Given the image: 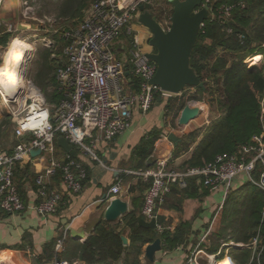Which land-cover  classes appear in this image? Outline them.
Wrapping results in <instances>:
<instances>
[{
    "label": "built area",
    "instance_id": "obj_1",
    "mask_svg": "<svg viewBox=\"0 0 264 264\" xmlns=\"http://www.w3.org/2000/svg\"><path fill=\"white\" fill-rule=\"evenodd\" d=\"M148 2L93 0L82 19L63 33L64 59L55 74L62 99L57 105L47 104L37 88L28 87L34 89L35 94L29 90L26 101L11 112L18 141L11 152L0 150L2 211L16 214L25 209L14 175L16 165L30 157L32 151L47 154V164L35 178L38 187L36 211L45 216L54 213L62 200L60 191L49 187L47 178L59 171L63 185L70 192L79 193L88 176L87 170L70 155H64L63 159L56 157L57 137L63 136L69 144L76 145L102 165L97 141H110L124 133L131 126L134 110L145 114L158 97L167 101L177 95L151 83L157 64L147 56L149 51L143 49L137 32L131 26L139 6ZM205 6L209 11L207 20L225 24L232 19L234 8H245L246 3L202 0L197 9ZM204 27L205 21L200 24V32H204ZM230 32L228 28L227 33ZM239 38L243 39V35L239 34ZM0 98L5 104L14 103L3 99L1 93ZM259 119L261 131L253 134L249 142L234 153H217L203 165L185 168L175 167L167 158H158L152 167L135 171L146 182L141 207L144 218L147 221L154 219L160 231L163 226L158 223V207L173 188L185 189L191 179L198 188L209 192L221 189L222 201L205 232L204 241L213 227L218 209L233 191L235 180L239 181L237 188L250 183L264 193V92L260 99ZM131 172L125 171L126 174ZM120 192L121 180L118 179L110 187L106 199L110 201ZM66 239V231H63L57 238L55 254L64 249ZM51 264L69 263L55 257ZM188 264H196V261L190 259Z\"/></svg>",
    "mask_w": 264,
    "mask_h": 264
},
{
    "label": "crops",
    "instance_id": "obj_2",
    "mask_svg": "<svg viewBox=\"0 0 264 264\" xmlns=\"http://www.w3.org/2000/svg\"><path fill=\"white\" fill-rule=\"evenodd\" d=\"M19 6L20 0H0V25L9 22L11 20L10 15L15 14ZM151 13L158 19L153 8H151ZM140 14L141 12L139 10L131 21V26L137 32L139 41L143 47L144 45L139 33L148 37V39L150 33L138 22ZM7 29H4L3 32L8 31ZM261 47H264V43L261 44ZM143 49L149 52L152 51L148 47H143ZM260 55L262 56V54ZM28 59L15 62L16 64L13 69H1L0 74L7 73L13 76L24 77V67ZM8 92L10 93L11 91L9 90ZM179 95L177 94L175 96ZM166 102V100L156 101L152 108L145 114L134 110L131 126L124 133L114 137L110 141H97V153L103 161L102 165L92 160L89 155L83 153L76 145L70 144L71 150L66 152L56 142V157L63 159L64 155H70L73 159L81 163L87 170L88 176L83 182L82 190L79 193H72L63 185L59 171L46 179L49 187L59 190L62 195L60 205L52 214L43 216L36 211L38 187L35 178L46 166L47 154H31L21 164L16 165L15 182L25 204V209L16 214L5 213L0 209V260H4L6 264H42L51 263L55 257L57 259L61 255L63 257L69 249L71 238L78 239L83 243L92 235L94 228L93 222L101 217L106 221L103 216V211L109 202L106 196L110 187L118 179L121 180V192L118 197L128 202V213L131 210H135L139 225L138 216L144 218L141 214V207L146 182L135 171L143 170L147 166L148 168L152 167L158 158H167L175 166L181 168L183 162L191 155L198 143H194L193 147H189L186 151H181L179 154L173 155V150H175L176 145L167 138V135L171 132H167L166 136L164 135L165 132H163L166 127H169L165 121L166 111L168 110L170 112L171 110L167 107L168 104ZM10 119V125L13 122V126H10V130H6L5 133L1 132L0 150L11 152L18 138L14 135L15 120ZM177 125L180 129L183 127L179 126L178 123ZM152 130H156L159 133L158 138L154 143L151 153L144 160V165H142V162L140 163V160L135 157L134 151L141 139ZM175 135L181 141L183 140V134ZM149 159L151 160L148 162ZM125 171L132 172L126 174ZM238 182L235 180L232 183L233 186H236ZM195 187L198 188V185L195 184ZM205 190L207 193L203 194ZM222 195L221 189L209 192L205 188H198L195 196H188L186 193L181 192L169 193L164 203L158 207V223L163 228L160 231L157 228L153 230L160 234L165 229H168V226V230L171 232L178 228L179 232L183 234L184 240L181 244L173 248H165L161 241L162 249L155 253L153 262H149L145 258L144 249L152 241L146 242L141 248V253L137 256V264H188L190 259H194L196 264H229V261L233 263L231 257L228 255L227 246H230V244L232 246H241L242 243L228 239L226 241L227 245H224V242H222L218 250L209 252L208 249L211 247V241L208 244L206 237L202 241L213 215L222 201ZM136 196H140V198L133 204L132 198ZM125 216L126 214L114 222L106 221L111 228H114L120 234L119 238L124 247L122 256L118 260L113 261V264H123L125 256L134 251V246L131 242V233L125 228ZM63 231H66L67 234L64 249L58 254H55L57 238ZM121 237L125 238V243H123ZM62 260L67 261L69 264H87L81 258L71 262L65 259ZM89 262L90 264H101V259L97 257V259H89Z\"/></svg>",
    "mask_w": 264,
    "mask_h": 264
},
{
    "label": "trees",
    "instance_id": "obj_3",
    "mask_svg": "<svg viewBox=\"0 0 264 264\" xmlns=\"http://www.w3.org/2000/svg\"><path fill=\"white\" fill-rule=\"evenodd\" d=\"M85 1L80 0L83 3ZM238 1H244L246 7L236 6L229 22L220 24L215 20L205 21L204 32L199 33L197 43L192 50L190 66L197 76L203 82L206 72L210 80H214L219 86L222 114L213 121L181 168L203 165L212 160L217 153H234L238 147L249 142L253 134L261 131L259 107L264 92V72L263 68L258 65L247 67L244 61L246 58L260 53L258 49L262 48L261 44L264 43V0H229L231 3ZM228 28L231 29L230 33H227ZM239 34L243 35V39L239 38ZM7 37L6 33L0 34L1 45H5ZM229 54L232 57L230 63L227 59ZM212 56L215 57L214 60H211ZM47 57L45 65L40 71L42 74L36 83L50 85L52 91L48 93L46 102L57 105L63 96L58 89L55 75L51 76L54 69ZM52 60L54 59H50L51 62ZM246 62L256 63L250 58ZM203 84V88H197L205 89L206 82L204 81ZM183 107L184 105L180 110ZM8 119H10L9 116ZM158 134L156 130L149 131L135 148V157L140 160V163L142 162V165L151 153ZM188 148L189 146L186 147L182 140L176 145L174 155L186 151ZM194 183V179H191L187 188H173L170 193L181 192L188 196H195L198 188ZM233 190L240 194L244 193L242 195L244 202H241L243 210L232 207L231 205L236 200H233L234 197L230 195L227 196L223 203L226 209L223 212L225 215L222 217V222L226 225L222 232L232 228L229 239L244 245L229 247L228 255L234 264H264V193L250 183H244L238 188L234 186ZM206 193L205 190L203 194ZM139 198L140 196L133 197V204ZM124 222L125 228L131 233L134 251L125 256L123 264H137V256L141 253L143 244L153 241L158 236L165 248H173L184 240L183 234L179 232L178 228L172 232L165 229L159 234L153 229L140 227L137 223L135 210L126 214ZM93 226L92 235L83 243L78 239L71 238L69 249L63 257L61 255L58 259L71 262L81 258L87 264H90L89 259H97V257L101 259V264H113V261L118 260L122 256L124 248L119 238L120 234L111 228L102 217L93 222ZM222 232L216 233L215 240L211 241V247L208 249L209 252L218 250L222 244L220 241L224 238ZM252 238L260 240L257 250L253 249L251 243L249 244ZM229 264L232 263L229 261Z\"/></svg>",
    "mask_w": 264,
    "mask_h": 264
},
{
    "label": "rangeland",
    "instance_id": "obj_4",
    "mask_svg": "<svg viewBox=\"0 0 264 264\" xmlns=\"http://www.w3.org/2000/svg\"><path fill=\"white\" fill-rule=\"evenodd\" d=\"M92 1L93 0H86L84 3H81L80 0H20V6L17 9V12L10 15L11 20L6 24L2 23L0 25V33L8 28V31L3 32V34H8L6 43L5 45L0 46V70L13 69L16 64L15 62L29 58L24 67V77L13 76L7 73L0 74V93L3 97L6 98V91L10 90L13 81L24 79L26 87L24 88V85L23 88L27 90V92L23 94L24 97L20 99L19 103L5 104L0 98V126H2V128H0V135L1 132L5 133L6 130H10V126H13L12 121V124L10 125L9 120L11 119H8V116L13 119L11 112L21 107L23 102L26 101L25 99L29 97L30 92L27 87L33 88L34 86L39 90L45 101L47 100L48 93L52 91L50 85L46 83L45 85L43 83H36L39 80V76L42 74L40 71L43 69V65H45V58L48 55L47 60L53 65L54 69L51 76L53 74L55 75L56 66L64 59L62 53L64 40L62 35L68 28L73 27L80 21L84 10L90 6ZM148 1L151 8L155 10V14L158 16L157 21L160 25L163 28L169 27L172 5L166 0ZM139 35L144 47L154 50V48L148 44V37L141 33H139ZM258 51L262 54V58L259 59L258 62L255 61L256 63L254 64L248 63L246 62L247 59H245L244 62L247 67L258 65L263 68L262 70L264 72V47L258 49ZM220 53L219 55H222ZM214 58L215 57L211 58V60H214ZM50 59L54 60L51 62ZM227 59L228 63H230L232 60L230 54ZM250 59H252V57H250ZM204 78V81L206 82L205 89L188 86L182 94L180 93L179 96L169 98L166 102V104H168L167 107L171 110L169 113H166L165 121L169 127L164 129V135L166 136L167 132H172L178 135L183 134L184 145H186V147H193L194 143H197L204 133H206L213 121L219 118L222 114L219 102V86L214 80H210L208 75H206V72ZM182 105L200 107L201 113L194 120L190 121L180 129L178 128L177 123ZM174 151L175 150H173V155ZM171 164L174 165L173 163ZM235 190L237 191V189ZM233 191L229 195L234 197L233 200L235 199L236 202L231 206L242 209L241 202H244L242 199L244 193L241 192L242 194H240ZM225 209L226 207L224 206H222L221 209H218V215L214 221L213 227L208 233L209 235L207 234L206 242L208 244L210 241L213 242L215 240L216 233L219 231L222 232V229L226 225L222 222V217L225 215L223 213ZM231 233L232 228L223 231L222 234L224 238L220 240L221 243L222 241H225L224 245H227L226 241H228ZM250 243L252 244L253 249L257 250V245L260 243V240L252 238L249 241V244ZM243 245L244 244L242 243L241 246ZM231 246L232 244L227 246L228 251ZM232 264H234V262Z\"/></svg>",
    "mask_w": 264,
    "mask_h": 264
},
{
    "label": "water",
    "instance_id": "obj_5",
    "mask_svg": "<svg viewBox=\"0 0 264 264\" xmlns=\"http://www.w3.org/2000/svg\"><path fill=\"white\" fill-rule=\"evenodd\" d=\"M166 1L172 5L169 27L166 30L157 21V17L151 13L149 3L139 6L141 14L138 17V22L149 31L148 44L155 50L147 53V56L157 64V71L151 79V83L172 94H180L188 86L203 88V82L190 66V57L199 37L200 24L209 17L208 6L197 9L202 0ZM157 100L161 101V98L158 97ZM200 113V107L184 105L178 118L179 126L187 125ZM167 138L174 145L181 141L172 132L167 135ZM56 142L66 152L71 150V145L63 136L57 137ZM39 153V150L31 152L32 155ZM128 209L127 201L120 197L112 198L103 211L104 219L108 222L117 221L128 213ZM138 221L142 227L156 229L154 219L147 221L138 216ZM121 239L123 243L126 242L124 237H121ZM161 249V238L156 237L145 247V258L149 262H153L155 253L161 251Z\"/></svg>",
    "mask_w": 264,
    "mask_h": 264
},
{
    "label": "bare ground",
    "instance_id": "obj_6",
    "mask_svg": "<svg viewBox=\"0 0 264 264\" xmlns=\"http://www.w3.org/2000/svg\"><path fill=\"white\" fill-rule=\"evenodd\" d=\"M153 11V10H152ZM144 47V46H143ZM249 59V58H248ZM259 59H261V55L260 54H255L254 56H252V61L254 60V61H256V62H258V60ZM23 75H24V72H23ZM20 84H21V86H20ZM25 85V83H24V80H21V81H13L12 83H11V88H10V93L8 92V91H6V98L5 97H3V99H5L6 101H12V102H14V103H19L20 102V99L23 97V94L25 93V92H27V90H25L24 88H23V86ZM18 88V89H17ZM30 90V92L32 93V94H35V91H34V89H29ZM28 90V91H29ZM158 101V100H157ZM193 104V103H192ZM194 105V104H193ZM195 105H197V104H195ZM3 258V257H2ZM0 264H6V262L4 261V260H0Z\"/></svg>",
    "mask_w": 264,
    "mask_h": 264
}]
</instances>
